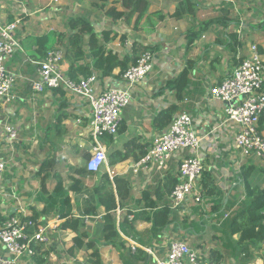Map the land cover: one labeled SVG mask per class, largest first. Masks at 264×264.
Instances as JSON below:
<instances>
[{
	"label": "crops",
	"instance_id": "1",
	"mask_svg": "<svg viewBox=\"0 0 264 264\" xmlns=\"http://www.w3.org/2000/svg\"><path fill=\"white\" fill-rule=\"evenodd\" d=\"M99 1L0 0L2 22L21 19L16 32L20 48L5 63L6 69L17 75V82L13 90L15 98L1 110L0 119L12 123L19 138L11 146L4 141L0 128V161L6 163L0 178V216L19 214L20 209L31 214L36 211L39 218L53 226V240L44 252L49 247L52 251L43 257L44 264H50L55 255L61 254L60 249L64 256L61 261L65 264H92V250L77 246L73 249L78 233L60 227L64 222L59 216L61 213L80 219V234H86L82 243L96 244L102 264H154L153 256L145 248L164 256L171 241L179 238L187 241L205 260L215 264H239L231 249H227L229 243L223 222L245 198L244 167L252 168L249 182L264 188V160L241 154L235 141L240 127L228 120L226 102L211 99L210 88L233 74L251 54L253 46H257L264 59V0H147L149 11L139 28L134 27V19L131 24L122 20L114 22L103 10L93 6V2L100 4ZM116 1L119 0H109V6ZM182 2H186L182 9L184 14L174 17ZM115 5L118 10H124L120 2ZM79 16L88 17L97 32L112 30L117 38L109 46L121 56L129 53L134 44L150 46L155 54L153 72L131 89L132 101L122 111L118 134L112 136V141L102 137L108 160L99 172L107 171L111 180L114 176L128 177L131 183V196L114 212L120 238L108 244L103 233L105 208L94 192L101 176L99 172L86 169L93 152L89 128L91 108L66 90L62 95L57 89L36 92L31 87V81L39 78V62L46 54L58 51L63 55L70 33L69 20ZM122 35L126 36L124 44ZM86 59L90 63L88 50ZM61 66L68 75L70 64L64 58ZM119 71L115 69L114 74ZM125 87V80L98 78L96 92ZM166 109L172 111L173 119L183 113L193 118L194 130L201 138L200 156L204 161L200 181L203 201L200 204L190 201L178 208L171 203L173 222L162 232H152V222L142 215L145 211L152 212L145 209L146 201L158 202V208L164 200L171 202L167 183L178 177L181 158L194 155L193 151L174 155L164 169L153 166L133 171L136 159L142 158L154 138L168 129L169 126L155 124L159 113ZM262 134L264 136V129ZM111 152L117 153L114 162L123 156L128 158L110 165ZM48 159L56 161L54 167L48 172L41 171ZM46 174V190H43L42 180ZM205 176H209L211 182L208 188L202 184ZM72 177L82 181L78 192L69 191ZM60 179L62 189L58 192ZM65 196L70 198V203L63 202ZM216 206L225 210L224 217H216ZM204 216L208 229L199 234L192 223L200 222ZM209 231L216 234L211 238L216 240V248H210L208 255L204 236ZM184 235L187 238H183ZM132 242L138 244L135 250ZM213 250L223 255L220 263L212 259ZM0 251L4 253L1 247ZM262 254V258L251 264H262L264 246ZM27 263L37 264V260Z\"/></svg>",
	"mask_w": 264,
	"mask_h": 264
},
{
	"label": "built area",
	"instance_id": "2",
	"mask_svg": "<svg viewBox=\"0 0 264 264\" xmlns=\"http://www.w3.org/2000/svg\"><path fill=\"white\" fill-rule=\"evenodd\" d=\"M20 24V18L12 22L0 20V112L15 98L13 90L17 75L9 72L5 63L20 48L16 38ZM62 59L63 55L58 51L46 54L39 62V78L31 81V87L36 92L63 89L90 106L89 128L93 152L86 162V169L96 173L108 160L102 137L118 134L122 111L132 101L131 89L142 84L153 72L155 54L144 52L138 62L127 69L123 75L127 87L110 88L100 93L96 92V74L74 80L63 70ZM210 97L228 104V120L240 127L235 141L241 154L264 160V136L260 130L261 118L264 116V59L257 46L252 47L251 54L237 66L233 74L210 88ZM0 128L4 141L14 146L19 138L15 126L0 119ZM200 149L201 138L194 130L193 118L183 113L172 120L165 132L154 138L147 153L134 164L133 171L153 166L164 169L174 155L182 156L187 151H193V156L180 160L178 182L171 191L170 200L174 208L187 205L190 201L200 204L203 201L200 181L204 171ZM5 168L6 163L0 161V178ZM52 228L45 220L34 219L33 214L25 209H20L19 214L9 213L4 220H0V247L4 250V253L0 251V264L32 262L51 244ZM137 247L138 244L132 242L133 250ZM145 250L153 256L154 264H215L201 257L183 239L172 240L164 256L157 255L150 248Z\"/></svg>",
	"mask_w": 264,
	"mask_h": 264
},
{
	"label": "trees",
	"instance_id": "3",
	"mask_svg": "<svg viewBox=\"0 0 264 264\" xmlns=\"http://www.w3.org/2000/svg\"><path fill=\"white\" fill-rule=\"evenodd\" d=\"M99 2L100 4H95L93 2V6L103 10L108 17L113 19L114 22L122 20L127 24H131L134 19L133 24L135 28H139L141 21L147 15L150 7L147 0H119L113 2L114 4L112 6H109V0H100ZM119 2L124 8L123 11L118 10L115 5ZM184 7H186V2H182L180 6L177 7L173 16L181 17L184 14ZM160 17L163 18L164 16L160 15ZM69 29L70 33L66 37V43L64 44L65 51H63V58L70 64L68 75L74 80L87 78L96 74L99 79L116 78L124 81L125 79L123 75L127 69L136 64L144 52L148 50L153 51L150 46L134 44L132 49L128 51L129 53L121 56L119 52L113 50L109 46V44L117 38V35H113V31L110 29L97 32L94 24L85 16L71 18L69 20ZM125 41L126 36L122 35L121 42L124 44ZM87 50L90 55V63L86 62ZM115 69L120 70L118 74H114ZM57 91H59L60 94L65 95L64 90L57 89ZM172 120V111L166 109L159 113L155 120V124L158 126L160 125L161 127H167L171 124ZM263 129L264 116L261 118L260 122V130ZM103 137L110 138V141H112L113 138L109 135H104ZM116 157V152L110 153V165H113V163L118 161H124L128 158V156H123L114 162L113 160ZM140 159L141 157L136 160ZM55 163L56 161L54 159L46 160L42 164L41 171H50ZM84 172L85 170L83 173ZM99 173L101 176L100 181L95 186L94 192L98 197L99 204L105 208V214L103 216V233L104 241L108 244L113 243L120 238L117 217L114 212L118 207L124 206V202L131 196V183L128 177L114 176L113 180H111L110 174L107 171H101ZM251 173L252 168L244 167L242 177L245 181V198L223 222V232L229 243L227 249H231L234 256L238 259L239 264H251L256 259L263 257L264 188L253 186L249 182ZM47 177L48 174L43 176V190H46ZM208 177L209 176H205L203 178V187L208 188L210 186L211 182L208 181ZM71 181L69 191H80L82 181L75 177H72ZM177 182L178 177H173L168 181L167 186L169 193H171ZM61 189L62 180L60 179L58 181L57 191L59 192ZM67 191L68 190H65V192ZM63 202L65 204L70 203V198L65 196ZM145 207V209H151L152 211H145L142 213V215L145 216L144 219L152 222V232H162L164 228L168 227L173 222L171 219V202L169 200H164L161 208H158V202L156 201H146ZM221 210L222 206H216L217 212H214L216 217H224L225 210ZM95 213H97L96 210ZM39 216L40 215L36 211L33 212L34 219L39 218ZM59 216L61 219H64V222L60 226L62 229H72L78 233L74 238L73 249L77 246L92 250L91 263L102 264L101 252L96 244L94 242H89L88 244L82 243L83 237L86 236V234H80L78 226V224H80V219L74 218L70 213H61ZM0 219L4 220L5 218L0 216ZM206 220L207 218L204 216L200 222L196 223L195 221L192 223L195 224L199 234L206 233L208 229ZM235 236H237V239L234 238ZM51 251L52 248L50 250L49 247L43 252V256H36L35 259L37 260V264H44L46 260H44L43 257L49 256ZM211 256L215 262L220 263L223 255L218 250H213Z\"/></svg>",
	"mask_w": 264,
	"mask_h": 264
},
{
	"label": "rangeland",
	"instance_id": "4",
	"mask_svg": "<svg viewBox=\"0 0 264 264\" xmlns=\"http://www.w3.org/2000/svg\"><path fill=\"white\" fill-rule=\"evenodd\" d=\"M37 188H39V185H38ZM213 233H214V231H209L208 232V235L204 236V237H206V245H207V247L204 246V248H205V254H208V255L210 253V250H212L210 248H216V245H215L216 244V240L215 239H213V241L211 240L212 237L214 238V236H216V234H213ZM183 238H187V235H184ZM51 240H53V238ZM65 249H66V246H65L64 250ZM50 250H51V248H50ZM53 250H55V253H57L56 252L57 251V248L56 247H54ZM59 253H61V254H58V256L55 255V259H51L49 261L50 264H65V263L62 262L63 261L62 259L64 258V256L62 255V250L61 249L59 250Z\"/></svg>",
	"mask_w": 264,
	"mask_h": 264
}]
</instances>
